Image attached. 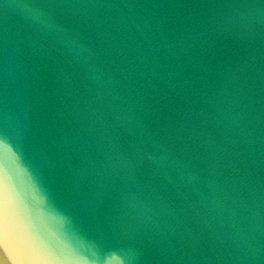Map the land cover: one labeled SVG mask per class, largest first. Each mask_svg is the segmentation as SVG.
Here are the masks:
<instances>
[{"label":"water","instance_id":"1","mask_svg":"<svg viewBox=\"0 0 264 264\" xmlns=\"http://www.w3.org/2000/svg\"><path fill=\"white\" fill-rule=\"evenodd\" d=\"M0 264H264V0H0Z\"/></svg>","mask_w":264,"mask_h":264}]
</instances>
